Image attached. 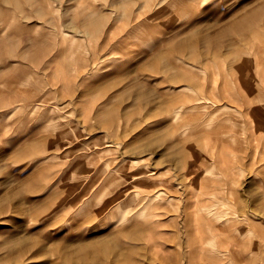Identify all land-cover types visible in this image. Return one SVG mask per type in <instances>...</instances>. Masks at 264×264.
I'll list each match as a JSON object with an SVG mask.
<instances>
[{
    "label": "rangeland",
    "instance_id": "1",
    "mask_svg": "<svg viewBox=\"0 0 264 264\" xmlns=\"http://www.w3.org/2000/svg\"><path fill=\"white\" fill-rule=\"evenodd\" d=\"M259 117L264 0H0V264H209L181 169L244 152L219 235L264 264Z\"/></svg>",
    "mask_w": 264,
    "mask_h": 264
},
{
    "label": "bare ground",
    "instance_id": "2",
    "mask_svg": "<svg viewBox=\"0 0 264 264\" xmlns=\"http://www.w3.org/2000/svg\"><path fill=\"white\" fill-rule=\"evenodd\" d=\"M260 97H261V95L258 96V98H260ZM247 106L250 107V102L247 103ZM250 108H251L250 111H253L252 110L253 107L251 106ZM236 125L237 124H234L233 127ZM248 125H249V123H248ZM263 125H264V117H262V118L259 117V118L255 119V123H254L255 127H260ZM244 126H246V125H244ZM233 127H231V129H230L231 137H233L234 132H235V129ZM251 127H253V125H251ZM247 130H248V127H247ZM238 131H240L238 133H241V130H238ZM250 131H253V130H250ZM249 134L247 133V135H249ZM247 135H245V136H247ZM251 135H253V133ZM250 138H249V140H250ZM234 141H236V140L234 139ZM246 143H247V141H246ZM253 144L251 146H253ZM246 145H248V144H246ZM255 145H256V143L254 144V148L259 147V146L255 147ZM259 145H260V143H259ZM248 148H250V146H248ZM248 148L246 151H248ZM262 150H264V148L260 150L261 153H262ZM222 152H223V150L221 151V153ZM254 154H257V153H254ZM226 155H229V154H226ZM232 155H234V157H232ZM232 155L230 156V159L228 158V156H227V158H219V157H221L220 155H219V157L214 159V163L216 166H218L219 163H221V165H222V169L219 168L221 171H219L218 173H214L213 171H210L209 169H206V172H203L202 168H200V165H204V163H202V161H200V159L194 158L192 156H191L192 157L191 160L186 161L183 168L181 169L183 171L185 177H188L191 180L192 179L194 180L195 177H198L199 181L197 179V181H198L197 186H195L196 183L194 184L192 181V183H193L192 186L193 187L195 186V187L193 188L191 186L192 189L190 190L189 195L188 196L186 195V197L188 199L187 198L185 199V201H184L185 205L183 207H181V209H183V216L184 217L182 218L181 221L179 219L175 220L174 229H171L174 233V236L172 237V241H174V242L176 241L178 230L183 229V228H187L190 224H192L191 221H193L195 224L194 227L197 228L199 231L194 232V238L193 237H190V238L186 237L185 241L188 243V245L191 242L190 245L192 247L189 248L190 250L195 249V246L196 247L198 246V248L200 247V249H202L204 244H208L211 247L212 253L208 252L209 256H206V254H204L205 255L204 258L209 261L208 262L209 264H216V263L218 264V262L222 261V260L232 262L234 259H236L235 261L241 262L243 260L249 261V260H251V258H252V260L257 259L256 257H250V256H249V258L248 257L246 258L243 255L234 257V254H232L229 251V248L225 245H222V244H226V241H228L227 235L224 233L226 238L221 237L223 235H221V236L219 235L222 232H228L227 234H229V235L232 234L231 239L234 242H236L234 239V234L240 233L242 231L241 225H240L242 222L241 221L242 216L240 215V213L238 211L239 209L237 208V206L234 203H232L234 200L233 199L234 192H233L232 186L230 185L231 183L229 182V179H230V176L234 174L232 172L236 168H238V167L240 168L242 163H244V161H245L244 158L246 159L247 157H249V159H250V153L244 152V154H242V155H235V154H232ZM252 155H253V153L251 154V156ZM253 159H254V156H253ZM143 176H144V174H143ZM147 176H148V174H147ZM184 180H186V179H184ZM181 181H182V179H181ZM177 185L180 186L181 184L179 183ZM182 188H183V185H182ZM154 196L155 197L161 196L160 192L155 193ZM148 197H150V194ZM192 197L194 198L193 201L191 200ZM171 199H172V197H171ZM190 207H193V209L196 212H199L200 215L195 217V218H192V211L189 210ZM179 215H181V214H179ZM179 217H181V216H179ZM53 223H56V222L53 221ZM49 225H47V226H49ZM50 227H51V225H50ZM196 243H198V244H196ZM190 259L187 262L188 264H192V260H190ZM247 259H249V260H247ZM251 262L252 261L247 262V264L251 263ZM241 263L244 264L246 262L243 261ZM254 264H256V263H254Z\"/></svg>",
    "mask_w": 264,
    "mask_h": 264
},
{
    "label": "snow or ice",
    "instance_id": "3",
    "mask_svg": "<svg viewBox=\"0 0 264 264\" xmlns=\"http://www.w3.org/2000/svg\"><path fill=\"white\" fill-rule=\"evenodd\" d=\"M207 2H209V3H210V2H211V0H207Z\"/></svg>",
    "mask_w": 264,
    "mask_h": 264
}]
</instances>
